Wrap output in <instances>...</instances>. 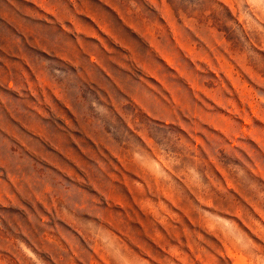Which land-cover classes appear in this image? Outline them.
Returning <instances> with one entry per match:
<instances>
[{
	"label": "rangeland",
	"instance_id": "rangeland-1",
	"mask_svg": "<svg viewBox=\"0 0 264 264\" xmlns=\"http://www.w3.org/2000/svg\"><path fill=\"white\" fill-rule=\"evenodd\" d=\"M0 264H264V0H0Z\"/></svg>",
	"mask_w": 264,
	"mask_h": 264
}]
</instances>
